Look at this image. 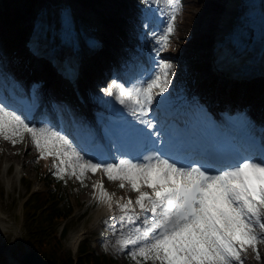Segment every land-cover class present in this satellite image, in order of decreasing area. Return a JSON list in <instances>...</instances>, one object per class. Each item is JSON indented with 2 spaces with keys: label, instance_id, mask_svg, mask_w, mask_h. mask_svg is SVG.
<instances>
[{
  "label": "snow or ice",
  "instance_id": "snow-or-ice-1",
  "mask_svg": "<svg viewBox=\"0 0 264 264\" xmlns=\"http://www.w3.org/2000/svg\"><path fill=\"white\" fill-rule=\"evenodd\" d=\"M152 3L168 11L156 37L163 50L177 31L184 5L182 0ZM66 23L71 22L66 19ZM173 68L169 60L158 58L157 70L147 80L126 87L112 79L103 89L130 113L127 128L147 144L154 145L153 136L162 135V127L149 113L157 97L168 90ZM25 133L42 158H59L55 175L65 183L66 176L75 177L85 186L87 173L102 169L109 181H119L121 189L130 187L137 193L135 200L115 198L102 180L92 185L95 199L113 213L114 206L119 208V227H111L116 238L113 248L136 264H245L242 255L249 248L259 257L258 245L264 244V157H241L215 167L181 163L160 149L147 151L142 158L124 156L118 163L94 162L67 135L47 125L36 127L0 103V138L16 145Z\"/></svg>",
  "mask_w": 264,
  "mask_h": 264
},
{
  "label": "rangeland",
  "instance_id": "rangeland-1",
  "mask_svg": "<svg viewBox=\"0 0 264 264\" xmlns=\"http://www.w3.org/2000/svg\"><path fill=\"white\" fill-rule=\"evenodd\" d=\"M40 0H18L19 5L21 6V13L23 15V23L21 28L23 27L22 34L20 35L17 43L16 52L14 54L9 55L3 61L0 60L1 67L14 68L13 76L19 77L21 75L24 76L20 79L19 84L9 83V87L11 90H17V92H21L24 94L26 92V87L31 91L35 90L34 80L35 78H30L31 71H26L29 67L33 65V63L26 57L25 52L22 48V43L25 38V34L30 30V22L34 17V13L37 9V4ZM193 5L190 6L188 11H186L183 18L179 21L180 25L177 27V33L180 35H176L174 41L167 47L166 51L163 52L164 59L169 60L174 68L171 74V83L168 87L169 92L172 93V98L170 99L172 102H177L178 95L185 88L188 89L189 92L196 91L195 98L202 100L203 104L206 106L218 105V109L226 110L230 112L236 111L234 109L231 111L229 107H226L223 102V98L226 99L225 93L233 88V84H227L224 79H219L216 83V91L214 92L213 98L215 100H211L210 90L208 89L210 82L214 77V73L210 71H214L211 66L210 59L204 63L201 58L197 55L199 50H206L210 52L212 48V44L214 42L213 39L205 42L204 36L208 34V29L206 27H201V25H205V22H210V20H214L209 15L208 10H213L214 12L223 11L225 6L222 4L223 0H190ZM75 5L79 6L78 10L86 11L91 14H94L98 17V20L103 28V31L107 37L115 43L116 47H122L125 50L129 51L132 54L137 53V47H133L127 39H122L119 34V27L122 25L120 22L119 13H121L120 0H115V3H111L109 0H105L103 4H98L96 0H72ZM143 3V13L140 15H136V21H144L148 20L147 13H152L156 11V5L152 3V0H142ZM207 13L208 15H206ZM130 14H133L130 12ZM152 17V16H151ZM216 20L213 21V25ZM147 25H145L142 30V34L146 35L148 32ZM212 27V25H211ZM212 29V28H211ZM145 30V31H144ZM212 32V31H211ZM137 36V30H132V37ZM190 39L193 40V45H190L188 42ZM142 41V37H141ZM112 44V42H110ZM147 50L150 51L151 45L148 41H146ZM112 46V45H111ZM113 48V47H112ZM113 52H115L113 50ZM99 59V56L96 60ZM96 60L93 62V67H97L98 64ZM197 62L198 67L191 65L190 63ZM104 63L98 66V71L96 72V78L100 81L103 80L104 72L103 69ZM41 67H36L34 70L36 74L39 75ZM6 72H9L7 70ZM10 73V72H9ZM26 73V75H25ZM46 74H42L45 76ZM1 80H5L0 76ZM33 80L32 82L28 80ZM28 81L27 85L26 82ZM37 81V80H36ZM188 82L187 85H185ZM53 77L48 76V88L40 91L41 100L47 98L48 96H52V87H53ZM108 82V79H106ZM122 82V81H120ZM132 85V84H131ZM130 85V86H131ZM2 87V83H0V88ZM126 87H129L127 85ZM264 89V85L262 86ZM23 88L25 92H23ZM242 89L247 90L246 87H240ZM261 86H257L256 90V98L248 101V103L244 104L239 111L245 109L246 111H251L253 105H250L253 101L256 102L258 98L263 99L264 93L262 97H259ZM166 91V92H167ZM106 94L103 90L98 91L96 94L94 93V98L102 101V97H105ZM26 96L30 99L31 96L27 92ZM218 96V97H217ZM183 97L179 98V101ZM259 100V99H258ZM103 106L102 103H100ZM47 107L52 108V104L47 102ZM106 108V106L104 107ZM259 106L252 108L253 112H255ZM254 118H260L259 127H264V116L260 115L259 112L255 115H251ZM258 122L255 120L252 121L251 124L245 123L247 127L251 130H256ZM99 127L98 123H93V127ZM258 127V130H259ZM31 137H24L22 142H18L16 145H13L10 141L4 140L0 138V183H1V198H0V206L4 207L6 210L2 211V216L6 218L7 223L3 226L4 233H2L0 238V257L3 260H8L9 254L11 253L13 258L22 255L27 251L28 244L31 242V236L28 233V215L23 211V203L30 196V186L32 183H37L42 186V191L45 190V186L41 182L40 175L36 173V165L42 163V159L40 158L39 150L33 145ZM17 153L15 157L8 159L7 154ZM26 160V165H24V180L21 182L19 178L15 176L14 169L17 165L22 164V159ZM52 164L48 167L49 171H53L56 169L55 165L58 163L59 158L51 156ZM8 165H11V170H7ZM71 179L70 184V195L74 200V204L77 208L76 213L72 220H70L69 228L70 230L65 236V246L67 251L71 249L74 253L77 252L79 245L77 248L73 245L72 239L73 237L82 229H87L90 227L93 222L96 214L100 211H104L108 213L109 217L108 223L105 221L101 222V224L93 230H88V233L85 232L83 236L84 240L92 242V246L97 250H106L111 254L117 256L120 259L121 263L126 261V254L122 252H118L113 248V245L116 243V238L113 236L111 232V227H119L118 217L120 215V210L118 207L114 206V213L112 210H109L105 205L100 203L97 199L94 198V191L92 185L99 181H103L105 188L110 193H115V198L124 197L127 199L128 197H132L135 199L137 193L132 191L130 187H126L121 189L119 187V181H109L107 176L103 173V170H97L96 173L88 172L84 181L85 186H81V182L75 177H68ZM30 184V185H29ZM151 190L150 188L147 189ZM86 208H91V211L88 215L81 216ZM264 244L258 245V250H263ZM12 251V252H11ZM250 254L246 257L247 262L249 264H260L259 257H257L256 251L251 248ZM6 255L7 257H5ZM3 256V257H2ZM48 256L51 257V254L48 253ZM47 260V257H45ZM48 262L52 263L50 260ZM149 264H152L150 261Z\"/></svg>",
  "mask_w": 264,
  "mask_h": 264
},
{
  "label": "trees",
  "instance_id": "trees-1",
  "mask_svg": "<svg viewBox=\"0 0 264 264\" xmlns=\"http://www.w3.org/2000/svg\"><path fill=\"white\" fill-rule=\"evenodd\" d=\"M137 0H123V5L127 8H132L139 11ZM183 10L178 16L180 21L186 11L193 3L190 0H182ZM3 8L0 10V42L3 49L14 48L17 44V39L22 34L21 25L23 23V15L18 0H0ZM122 23H128L130 26L134 21L124 15ZM122 35L128 37L129 30L123 26L120 28ZM178 35V33H176ZM179 36V35H178ZM180 37V36H179ZM171 42L173 38L170 37ZM193 45V40L186 42ZM192 65L197 63L193 62ZM261 82L258 83V85ZM39 166L37 171H39ZM48 172V171H47ZM44 180L46 190L37 195L34 199V204L25 203L24 209L27 211V220L29 223V231L35 239L33 244H36L40 249L50 251L52 262L54 264H120L117 259L109 258L105 254H98L90 245L84 243L80 250L78 261L76 262L71 252L64 249L63 237L59 233L57 224L68 219L71 214L72 206L69 202L68 188L65 185L64 179H59L53 174L39 172ZM31 201V200H30ZM68 232L65 228L64 235ZM129 264H136L135 262Z\"/></svg>",
  "mask_w": 264,
  "mask_h": 264
},
{
  "label": "bare ground",
  "instance_id": "bare-ground-1",
  "mask_svg": "<svg viewBox=\"0 0 264 264\" xmlns=\"http://www.w3.org/2000/svg\"><path fill=\"white\" fill-rule=\"evenodd\" d=\"M111 1V3L115 0H109ZM243 3V0H223L222 4L225 6V8L223 9V11H221V13H217L214 12L213 10H208L209 15L213 18L214 16V20H216L215 24L213 25V21L214 20H210V22H205V25H201V27H206L208 29V34H205L204 39L205 42L213 39L214 36L220 35L222 33H224V31L226 29H228L229 27L233 26L236 22H237V18L240 17V15L243 13V11L241 10V5ZM68 4H70L73 9L76 11V14L78 15V18L80 20V22L83 24L84 21L89 22V21H93V22H97L96 18L94 16H90V14L88 12H83L79 9L78 5H75L72 0H40L37 4V9H36V16L39 13L40 14V19L44 20L45 22L48 23H52L53 22V17L56 16L57 19H59V7H66ZM59 8V9H58ZM206 15H208L207 13H205ZM166 17H168V11L167 9L162 6L161 10H160V18L158 19V23H164V21H166ZM212 25V27H211ZM212 28V29H211ZM212 31V32H211ZM100 32H102V29H100ZM197 55L201 58L202 62L206 63L209 59H210V55H211V50L210 52H207L206 50H199ZM213 69L216 70V67H214ZM212 73H214V71H210ZM215 78V77H213ZM228 80H232V78L228 77ZM188 82L186 83L185 81V85H187ZM246 84V83H245ZM180 95H186V98H183L184 100H187L188 98L190 100L194 99L195 95H196V91L193 92H189L187 88L183 89L180 93ZM261 97V96H259ZM259 99V100H258ZM256 100V102L253 104V106H259V108L254 112V114H257L259 112V109L264 105V97L263 99L258 98ZM101 110H104V105L101 106ZM104 111L98 116H104ZM230 118V116H228ZM233 122V121H232ZM231 122V123H232ZM17 153H13V154H7V158H13L16 156ZM260 156L261 158L264 157V149L260 150ZM22 163L23 166L26 165V160L23 158L22 159ZM0 198H1V183H0ZM5 211L6 209L2 206H0V229H3V226L7 223L6 218H4L2 216V211ZM108 213H105L104 211L102 212H98L93 220V222L91 223L90 227L87 229H82L78 234H76L73 239H72V243L74 246H76L80 240L81 234L84 233L86 230H93L96 229L98 227V225L100 224L101 220L105 217V215H107ZM251 248H249L247 250V252L243 253L242 258L245 261V264H249L247 262V256L251 253L250 252ZM259 260H260V264H264V249L263 250H259ZM16 263L17 264H21V256L16 258Z\"/></svg>",
  "mask_w": 264,
  "mask_h": 264
},
{
  "label": "water",
  "instance_id": "water-1",
  "mask_svg": "<svg viewBox=\"0 0 264 264\" xmlns=\"http://www.w3.org/2000/svg\"><path fill=\"white\" fill-rule=\"evenodd\" d=\"M22 264H49L44 257L39 253L37 248L32 247L22 257Z\"/></svg>",
  "mask_w": 264,
  "mask_h": 264
}]
</instances>
